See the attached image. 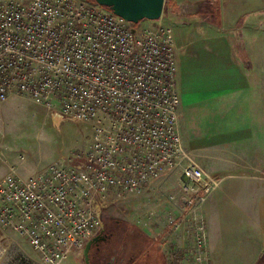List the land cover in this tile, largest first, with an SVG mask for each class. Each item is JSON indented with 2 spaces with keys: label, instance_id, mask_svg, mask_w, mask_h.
<instances>
[{
  "label": "built area",
  "instance_id": "2783aa9c",
  "mask_svg": "<svg viewBox=\"0 0 264 264\" xmlns=\"http://www.w3.org/2000/svg\"><path fill=\"white\" fill-rule=\"evenodd\" d=\"M143 21L88 0H0V104L23 96L91 125L85 149L27 178L13 166L0 178V227L24 238L40 264L84 250L101 235L100 210L171 173L177 191L157 203L173 207L163 219L178 239L171 260L209 264L201 211L221 180L181 137L173 30ZM149 218L135 224L150 231L159 222Z\"/></svg>",
  "mask_w": 264,
  "mask_h": 264
},
{
  "label": "crops",
  "instance_id": "0c3cea01",
  "mask_svg": "<svg viewBox=\"0 0 264 264\" xmlns=\"http://www.w3.org/2000/svg\"><path fill=\"white\" fill-rule=\"evenodd\" d=\"M164 17L175 40L183 143L221 180L203 205L208 262L264 264V0H168ZM18 173L27 178L35 170ZM135 225L109 264H175L178 239L166 224L150 231ZM80 252L62 264H85ZM22 258L40 264L24 238L0 227V264Z\"/></svg>",
  "mask_w": 264,
  "mask_h": 264
},
{
  "label": "rangeland",
  "instance_id": "374dc122",
  "mask_svg": "<svg viewBox=\"0 0 264 264\" xmlns=\"http://www.w3.org/2000/svg\"><path fill=\"white\" fill-rule=\"evenodd\" d=\"M167 3L168 0H165L163 15L158 19L162 24H166L164 14L167 10ZM143 23H146V20ZM90 138L91 125L89 123L64 118L56 112L35 104L27 97L11 95L0 104V165L5 166L3 176L11 166L15 167L17 172L21 168H28L31 171L35 170L36 173L55 159L60 157L66 159L71 153L85 149ZM164 177L153 182L157 186H154L151 195L150 191H144L142 195L130 199L125 205L114 204L100 210L102 232L99 238L104 240L103 243L100 242L98 250L93 248L95 242L93 241L88 248L84 249L85 254L79 251L82 253H79V257L83 263L109 264L111 258L114 257L115 250L119 246L127 245L126 238L122 237L123 234L126 235L128 231L139 229L133 224L136 220H149V217H152L153 221L157 219L159 222L156 227L165 225L163 219L168 213L166 209L168 207L169 212H172L173 207L166 203L167 206L160 203L159 206L154 202L176 193L178 182L177 175L174 173L167 175V178ZM178 207L182 206L179 204ZM148 210H152V215L147 217L145 213ZM201 215L206 230L203 207ZM204 239L209 259L206 231Z\"/></svg>",
  "mask_w": 264,
  "mask_h": 264
},
{
  "label": "water",
  "instance_id": "95a60500",
  "mask_svg": "<svg viewBox=\"0 0 264 264\" xmlns=\"http://www.w3.org/2000/svg\"><path fill=\"white\" fill-rule=\"evenodd\" d=\"M109 8L126 22L137 24L142 20H158L164 12L165 0H94Z\"/></svg>",
  "mask_w": 264,
  "mask_h": 264
},
{
  "label": "trees",
  "instance_id": "16d2710c",
  "mask_svg": "<svg viewBox=\"0 0 264 264\" xmlns=\"http://www.w3.org/2000/svg\"><path fill=\"white\" fill-rule=\"evenodd\" d=\"M88 1L94 2V0H88ZM133 256H134V255H133Z\"/></svg>",
  "mask_w": 264,
  "mask_h": 264
}]
</instances>
